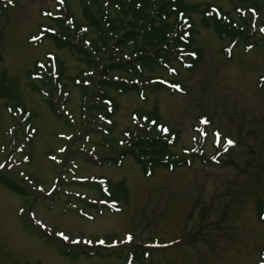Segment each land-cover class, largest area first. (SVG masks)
<instances>
[{
	"label": "rangeland",
	"instance_id": "374dc122",
	"mask_svg": "<svg viewBox=\"0 0 264 264\" xmlns=\"http://www.w3.org/2000/svg\"><path fill=\"white\" fill-rule=\"evenodd\" d=\"M184 3L218 9L222 19L244 28L247 39L233 44L227 57L229 40L206 28L199 13L189 15L199 62L192 69L170 61L169 71L144 70L168 90L145 88L143 96L109 90L118 109L105 138L81 115L77 84L88 72L84 60L41 38L42 29H57L61 21L53 19L64 17L65 25L73 21L94 39L79 0H9L0 14V76L4 72L13 95L0 99V176L19 184L27 197L0 186V264L259 263L264 0ZM47 57L65 70L63 86L52 70V87L45 91L57 114L29 76ZM109 76L130 77L120 71ZM16 106L31 113L30 124L17 117L22 112ZM147 118L157 123L155 130L147 127L153 136H168L170 153L191 159L190 167L154 168L148 175L133 156L109 159L128 148ZM120 182L126 196L102 205L101 190Z\"/></svg>",
	"mask_w": 264,
	"mask_h": 264
},
{
	"label": "trees",
	"instance_id": "16d2710c",
	"mask_svg": "<svg viewBox=\"0 0 264 264\" xmlns=\"http://www.w3.org/2000/svg\"><path fill=\"white\" fill-rule=\"evenodd\" d=\"M8 3L9 0H6L0 4V14L4 12ZM79 4L83 19L95 32L94 39H86L87 32L80 31L77 23L73 21L65 25L62 22L66 20L64 17L53 19L61 21L57 29H50L53 32H44L42 36L51 40L57 48L66 49L84 60L88 72L82 71L84 79L77 84L81 92V115L85 116L83 119L87 120L89 125H92L91 131L105 138L112 131L114 125L112 118L118 109L117 102L108 94L109 90L118 94L134 92L139 96H143L145 88L154 92L168 90L169 88L160 82H153V78L145 77L144 70L152 71L158 67L169 71L167 65L170 61L179 63L186 69H192L199 62L200 52L194 48L195 30L189 15L199 13L203 25L212 28L219 39H228L229 47L233 44L237 45L242 39H247L246 33L242 31L244 28L237 27L230 19H222L218 9L210 6L200 9L198 5L184 3V0H79ZM251 6L256 9V4L253 3ZM223 53L226 54V50H223ZM105 58L107 60H104ZM100 60L107 61V64L98 72ZM54 67L55 82L63 86L61 84L65 75L63 64L55 59ZM52 70L53 61L51 62L47 57L46 62L35 64L29 76L41 84L42 88L34 87V90L42 96L50 110L57 114L54 103L45 95L47 85L52 87L53 79L50 77ZM115 71L124 72L130 77L122 80L109 76V73ZM12 95L11 85L2 72L0 99L9 100ZM59 101L60 99L56 100L57 104ZM17 108L18 106L14 107ZM18 109H21L22 113L17 111V117H21L24 123L30 124L28 118L31 113L27 115L24 109ZM155 123L147 118L143 122L146 128L136 127V138L128 148L124 149L117 158L109 159L121 161L126 155L133 156L143 173L148 175L154 168L173 170L177 167H190L191 159L170 153L171 143L168 144V136L165 135L163 139L153 136L152 130H155L157 125ZM0 186L27 197L26 190L9 178L0 176ZM104 190H101L100 194L103 200L101 203L105 207L108 204L117 205L118 199L125 197L127 193L122 182L111 188L105 186ZM257 219L259 222H264L262 210L259 211ZM258 264H264V250L261 252Z\"/></svg>",
	"mask_w": 264,
	"mask_h": 264
},
{
	"label": "snow or ice",
	"instance_id": "6c2138e0",
	"mask_svg": "<svg viewBox=\"0 0 264 264\" xmlns=\"http://www.w3.org/2000/svg\"><path fill=\"white\" fill-rule=\"evenodd\" d=\"M228 143L232 144L233 142L231 140H229ZM65 239H67V237H65ZM129 239H131V237H129ZM101 243H103V241H101Z\"/></svg>",
	"mask_w": 264,
	"mask_h": 264
}]
</instances>
